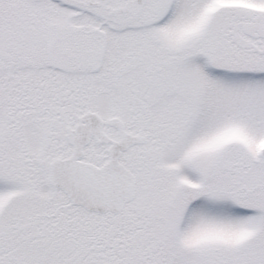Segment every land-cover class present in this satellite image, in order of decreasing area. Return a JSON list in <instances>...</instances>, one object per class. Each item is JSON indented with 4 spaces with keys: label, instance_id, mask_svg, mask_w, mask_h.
<instances>
[{
    "label": "snow or ice",
    "instance_id": "1",
    "mask_svg": "<svg viewBox=\"0 0 264 264\" xmlns=\"http://www.w3.org/2000/svg\"><path fill=\"white\" fill-rule=\"evenodd\" d=\"M0 264H264V0H0Z\"/></svg>",
    "mask_w": 264,
    "mask_h": 264
}]
</instances>
